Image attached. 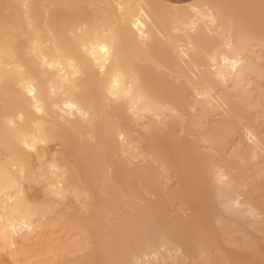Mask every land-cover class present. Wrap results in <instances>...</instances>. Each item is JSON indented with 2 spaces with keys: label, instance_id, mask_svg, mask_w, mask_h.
Here are the masks:
<instances>
[{
  "label": "bare ground",
  "instance_id": "6f19581e",
  "mask_svg": "<svg viewBox=\"0 0 264 264\" xmlns=\"http://www.w3.org/2000/svg\"><path fill=\"white\" fill-rule=\"evenodd\" d=\"M6 1L0 13L9 27L0 28L2 246L17 251L55 207L29 203L23 181L32 178L47 182L52 203L73 192L93 212L90 264H164L162 249L182 264L186 245L160 219L167 210L162 181L175 169L180 181L211 189L226 244L261 254L254 233L264 240V131L246 122L261 117L252 84L264 79L257 48L264 49V0L253 4L261 7L259 22L240 9L243 0H82L92 9L80 12L67 0L71 20L63 25L42 0ZM52 1L55 10L58 0ZM157 45L170 52L158 57ZM165 60L172 65L166 71L140 68ZM60 128L85 140L79 155L96 192L72 185L63 153L43 160L41 144ZM197 234L193 264L229 263L202 224ZM25 255L34 264V255Z\"/></svg>",
  "mask_w": 264,
  "mask_h": 264
},
{
  "label": "rangeland",
  "instance_id": "374dc122",
  "mask_svg": "<svg viewBox=\"0 0 264 264\" xmlns=\"http://www.w3.org/2000/svg\"><path fill=\"white\" fill-rule=\"evenodd\" d=\"M164 1H184V0H164ZM256 1L257 0H243L244 4L240 7V9L243 12H247L250 16L257 15L259 22L260 16H258V14L260 15L261 13V7L253 6V4ZM2 2L6 6L7 1L2 0ZM2 2L0 0V3ZM42 2L45 5V7L50 11L51 19L54 18L52 16L57 15L56 20L59 25H63L65 20L67 21L71 20V18L69 17L71 14H68L66 16L67 11L68 12L72 11L70 7V2H68L67 0H62V1L58 0V6L56 7L55 10H53L52 8L53 7L52 0H42ZM73 2L75 6L73 10H75L76 12H80L81 9L82 11L83 9L84 11L85 9L87 10L92 9V6L88 3H87L88 7L83 8L82 0H73ZM2 4H0V8H1L0 13H3L5 11V6L4 4L2 6ZM80 6L82 8H80ZM62 11L65 13L63 14ZM76 12L73 11V13ZM58 13H62L63 15L61 14L59 15ZM63 16H65L64 18L66 17L68 18L62 19ZM0 28L9 29L8 25L5 23H0ZM156 47L154 53L157 54L158 57L160 58L164 57L170 52L169 48L163 45H157ZM257 48H259V51L262 52L263 55L262 62L264 63V49L261 50L259 46ZM165 62L164 65H159V66L155 64H149L148 65L149 67L153 66L150 67V69L147 66V64H143V67L145 68H143L142 66H140V68H142V70L143 69L146 70L147 68L148 70L151 71L153 70V72H156L158 70L166 71L169 70L166 68L167 65L169 66V68L172 67V65L168 63V61L166 63ZM263 81L264 79L259 80L258 83L252 84L255 87L254 93L259 95L261 99L260 100L261 104L259 107V112H260L259 115H261L262 118L251 117L246 122L247 127L253 130H257L261 133L264 131V82ZM11 83H12L11 81H8V84ZM214 117L218 118L219 115L217 114ZM49 125L53 127L54 124L51 123ZM247 127H243L242 129L247 130ZM243 135L244 134L242 131L240 137L238 134L239 137L238 139L244 141L245 138ZM85 145H86L85 140L76 136L70 129L68 128L55 129L53 131V138L47 141L46 143L41 144L42 152H43L42 158L43 160L52 158L53 154L57 151L58 153H63L67 158L66 166L64 169L67 170L68 179L72 183V185L82 189H91L92 191H95V189L97 188L95 187V181L94 180L91 181L90 179L91 177H89L87 165L84 159H82V157H80L79 155L80 149ZM2 147H3L2 143L0 142V148ZM29 160L32 166H37L39 163L38 156L34 152H32V154L30 155ZM174 170L175 169H172L170 172L171 175H169V178L172 176L170 178L171 179L170 183H169L170 179L169 180L165 179L162 181V185L164 184V186L166 187L165 189V187L162 186L165 194L162 192L159 193V195L165 198L164 201L167 202L166 203L167 210L165 216H163L160 219L163 228L167 230L175 229L178 239L184 241L186 245L188 256L185 258L182 264H193L194 259H197L199 256V242H197L198 224H202L205 228L208 229L209 233L214 238L215 245H219L223 247L224 250L227 251L229 255L228 264H264V240L261 239L262 234L254 233V236L257 239L256 242L258 248L261 253L260 255H256L252 251L246 248L239 247L237 245L226 244L224 240V235L219 230V227H217L218 225L215 221V211H213L214 201L212 199L211 189L205 185L200 184L199 181H194V180L184 181V182L180 181L177 171ZM172 178H174L173 181ZM215 179L216 178L214 176L210 181H215ZM46 183H47L46 181H39L32 178H28L23 181L24 193L27 196V199L30 204L41 207L53 205L55 207L48 215L44 217L43 216L40 217L37 226L38 228L36 227L34 236H28L27 239H21L17 251H13L8 246H2L0 243V264H19V263L23 264V260L26 257L25 254L34 255L33 258V260L35 259L34 264H51L55 259L57 260H55V262L52 264H90V259L93 256L96 247L94 243L90 242V238L86 233L89 230L88 227L90 224V220L93 217V212L84 210L82 205V198L80 199L77 198L73 192L70 193L67 196V198H65L64 200H59L57 204L52 203L50 197L46 196V187H47ZM167 187L168 188L170 187L171 189L169 190ZM167 195L169 198L170 197L171 198L169 199ZM147 197L150 198L149 195H147ZM48 234H50L49 237ZM162 251L166 259L164 261V264H170L171 262L173 264H176L174 259L175 255L173 252H167V251L164 252L163 249ZM167 255L168 256L171 255L172 259L170 258V256L169 258H167L168 257ZM51 258L53 259V261H50L52 260ZM168 259L170 260L169 262ZM24 263L32 264L25 260Z\"/></svg>",
  "mask_w": 264,
  "mask_h": 264
},
{
  "label": "crops",
  "instance_id": "0c3cea01",
  "mask_svg": "<svg viewBox=\"0 0 264 264\" xmlns=\"http://www.w3.org/2000/svg\"><path fill=\"white\" fill-rule=\"evenodd\" d=\"M185 1H189V0H184V1H174V2H185Z\"/></svg>",
  "mask_w": 264,
  "mask_h": 264
}]
</instances>
